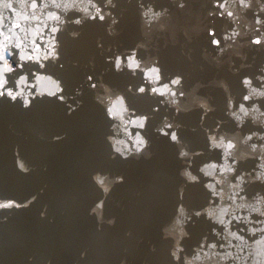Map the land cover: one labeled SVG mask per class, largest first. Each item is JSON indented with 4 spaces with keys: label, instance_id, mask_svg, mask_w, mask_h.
<instances>
[{
    "label": "clouds",
    "instance_id": "obj_1",
    "mask_svg": "<svg viewBox=\"0 0 264 264\" xmlns=\"http://www.w3.org/2000/svg\"><path fill=\"white\" fill-rule=\"evenodd\" d=\"M238 7L235 9L237 15L231 23L233 27L224 29L217 35L216 21L218 19L217 0H207L201 4V11L193 12L189 0H169V5L157 7L156 0H136L135 15L141 39L133 48L119 51L114 44L105 47L103 37H97L96 48L101 54L111 52L112 55H105L104 62L112 65L116 73H129L133 79L139 78L138 85L128 84L126 92L134 98L146 97L152 104L151 112L139 111L132 107L125 91L115 89L103 80V75L94 79L92 75L85 77V85L93 92V101L104 110L108 121V132L105 136L110 146L109 159L121 160L136 159L142 157L151 159V141L145 135L149 121L153 120L154 113H159L161 108L165 111L172 110L173 116L181 113H188L195 109L201 110L200 127L207 142V153H211L217 146L216 138L222 135L223 125L229 121L235 124L237 129L244 127V117L238 112L247 111L243 103H239L235 93L232 91L226 79H213L209 85L219 88L224 92V119H217L211 125L206 124L210 113L217 110L212 104L211 97L199 95V90L205 85L197 80L188 89L185 88V75L171 74L165 79L163 68L160 64V41L163 46L173 47L180 44V55L190 63L193 60L194 49L187 45L204 32L211 37V46L216 49L215 54L207 48L201 49V59L209 65L220 69L227 66L234 76L240 77L241 88L251 87L253 80L264 79V59H260V53H264V0H235ZM19 5V10L13 7ZM175 9V11L173 10ZM252 10L255 18V26L250 23L241 25V14ZM14 13L9 18L8 12ZM127 13V8L122 5L121 0H0V101H7L10 104L19 103L21 109L27 111L32 108L36 100L53 99L64 104L68 115L77 111L83 105V101L77 99L84 95L85 85L78 86L71 93H66L64 80L57 71L65 68V44L67 40L79 41L84 34L87 24L99 23L105 25V33L108 37L120 35V24L122 17ZM232 16V12H229ZM194 20V22H193ZM9 21V23H6ZM258 33V34H257ZM184 37L185 43L181 44L179 36ZM223 41V43H222ZM143 50L144 57L140 56ZM251 54V58L249 56ZM237 60L239 64H237ZM72 67H79L80 61H71ZM88 67H95V57L87 61ZM203 71V65L198 66ZM107 71V70H105ZM241 72L247 74L240 75ZM47 78L54 81L55 88L50 91L40 90L37 81ZM253 92L256 89H252ZM264 97V92L259 94ZM250 99V95H244L243 100ZM75 100V104L71 103ZM239 103V108L234 105ZM181 124L176 123L169 116L165 115L160 122L152 129L161 136H167L170 142L177 146V158L184 165L179 170L182 179L176 189L177 206L172 219L162 226L161 239L166 242L164 255L161 264H199L202 257L204 244L210 240L208 231H205L198 243L193 244L189 249L184 241L190 239L188 227L194 223L193 217L200 219L203 216V209H192L183 202L186 189L189 185L202 184L206 193V201L209 198L208 189L211 184L203 182L201 173L208 175V167H216L214 163H206L209 159L202 161L197 171L192 169L195 166L197 157L205 156L204 149H190V146L183 142L179 136ZM195 131V129H193ZM260 135V141L254 142L253 137ZM66 133L53 136L52 141L56 142L66 137ZM230 149H235L232 156V166H229L225 159L224 172H233L234 167H239L243 160L251 153H255L259 147L264 150V125L259 128L249 129L248 133L240 136L235 143L231 140L228 144ZM250 149V152H249ZM19 146L13 149L16 156V167L22 174H28L32 169L20 157ZM264 169V163L257 165ZM253 173H255L253 175ZM245 184H255L264 188V172L253 168L245 173L241 170L240 176ZM92 182L101 191V198L91 207L89 215L96 217L98 228L107 223L113 226L116 218L111 217L105 221V201L111 194L114 186L124 183L123 175L112 176L109 173L95 172L91 176ZM260 193L258 192L257 195ZM36 199L31 197L27 202L32 203ZM14 199H0V210L20 209L17 203L13 207ZM44 213H41L43 216ZM205 223L208 218L204 217ZM219 223H224L220 220ZM211 228V224H208ZM213 231H215L213 229ZM126 235H131L127 233ZM234 238L241 239L235 233H230ZM209 251L205 256H216L215 244H210ZM155 245L150 246V252L157 253ZM86 251L80 253L84 259ZM233 253L226 252L219 260L209 261V264H219L220 260L227 261ZM241 264H246L247 256H238ZM120 264H127L126 259H121ZM254 264H264V257L258 258Z\"/></svg>",
    "mask_w": 264,
    "mask_h": 264
}]
</instances>
